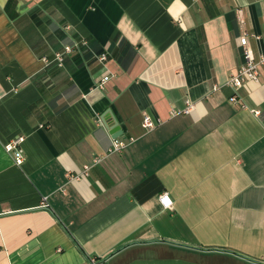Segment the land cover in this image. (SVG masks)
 <instances>
[{"label": "crops", "instance_id": "crops-1", "mask_svg": "<svg viewBox=\"0 0 264 264\" xmlns=\"http://www.w3.org/2000/svg\"><path fill=\"white\" fill-rule=\"evenodd\" d=\"M245 47L264 54V0H0V264H264Z\"/></svg>", "mask_w": 264, "mask_h": 264}, {"label": "built area", "instance_id": "built-area-1", "mask_svg": "<svg viewBox=\"0 0 264 264\" xmlns=\"http://www.w3.org/2000/svg\"><path fill=\"white\" fill-rule=\"evenodd\" d=\"M247 35L241 36V44L243 46H246L247 44ZM78 47V44H69L64 47L62 51H58L55 54V60L57 61L58 65L62 66L64 64L65 56L67 53H70L73 51V48ZM244 57H245V63L239 68L237 72H235L232 77L229 79V84H231L236 90L241 88L243 84L246 81L252 80V81H257L259 78V67L264 66V54L256 58L252 52L245 47L244 51ZM99 58L101 60H105L107 58L106 53H101ZM232 100L235 102H240L242 105L245 106L244 102L240 99L238 93L236 92L232 97ZM191 108V105L187 106L184 110H179V109H174L173 113H179V112H186L189 111ZM252 111L259 115L261 110L260 109H252ZM155 122L150 116H146L144 118V127L146 129H152L155 126ZM22 138H16L15 140L11 141L8 144V148L11 149L13 148L18 142H20ZM128 145V141L122 140V139H115L114 140V145H113V150H122L124 147ZM23 157H19V161H22ZM97 161V159H95ZM90 166H86V169H88ZM159 199L161 203L163 204L164 207H171L172 206V199L170 198L169 194L167 191H163L159 195ZM92 263L95 264V259H92Z\"/></svg>", "mask_w": 264, "mask_h": 264}, {"label": "water", "instance_id": "water-1", "mask_svg": "<svg viewBox=\"0 0 264 264\" xmlns=\"http://www.w3.org/2000/svg\"><path fill=\"white\" fill-rule=\"evenodd\" d=\"M112 121H109L110 132L114 138H117L123 134V130L121 129V126L119 125L118 120L116 118H114V120Z\"/></svg>", "mask_w": 264, "mask_h": 264}]
</instances>
